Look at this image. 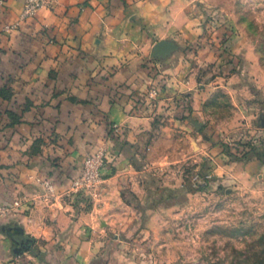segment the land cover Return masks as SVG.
<instances>
[{"label":"rangeland","instance_id":"374dc122","mask_svg":"<svg viewBox=\"0 0 264 264\" xmlns=\"http://www.w3.org/2000/svg\"><path fill=\"white\" fill-rule=\"evenodd\" d=\"M169 10L121 92L146 119L85 157L104 151L102 183L60 195L85 228L35 264H264V0Z\"/></svg>","mask_w":264,"mask_h":264},{"label":"crops","instance_id":"0c3cea01","mask_svg":"<svg viewBox=\"0 0 264 264\" xmlns=\"http://www.w3.org/2000/svg\"><path fill=\"white\" fill-rule=\"evenodd\" d=\"M40 1L25 19L26 0L0 4V204L20 206L0 217V264H35L37 247L72 244V231L85 228L74 225L60 195L89 152L115 146L108 138L113 124L146 119L121 92L139 84L137 65L150 33L167 25L177 13L169 7L178 4Z\"/></svg>","mask_w":264,"mask_h":264},{"label":"built area","instance_id":"2783aa9c","mask_svg":"<svg viewBox=\"0 0 264 264\" xmlns=\"http://www.w3.org/2000/svg\"><path fill=\"white\" fill-rule=\"evenodd\" d=\"M3 0H0L2 4ZM41 6L40 0H26L21 18L25 19L27 17L33 16L37 9ZM114 131H119L118 125H113ZM103 152L100 151L97 154H93L87 157L82 164L81 174L74 180L73 185L80 188H87L91 190H96L102 183V167H103ZM43 184L52 192L53 183L50 179H44ZM16 205H19V202L16 201ZM13 209L8 206L0 205V214H6L11 212Z\"/></svg>","mask_w":264,"mask_h":264},{"label":"water","instance_id":"95a60500","mask_svg":"<svg viewBox=\"0 0 264 264\" xmlns=\"http://www.w3.org/2000/svg\"><path fill=\"white\" fill-rule=\"evenodd\" d=\"M154 49L158 52L164 51L165 49H167V44L163 41H159L155 44Z\"/></svg>","mask_w":264,"mask_h":264},{"label":"trees","instance_id":"16d2710c","mask_svg":"<svg viewBox=\"0 0 264 264\" xmlns=\"http://www.w3.org/2000/svg\"><path fill=\"white\" fill-rule=\"evenodd\" d=\"M111 131V130H110ZM112 132V131H111Z\"/></svg>","mask_w":264,"mask_h":264}]
</instances>
